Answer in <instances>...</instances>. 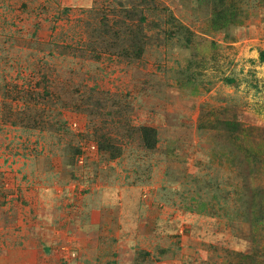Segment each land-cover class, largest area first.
I'll return each mask as SVG.
<instances>
[{
	"label": "rangeland",
	"instance_id": "1",
	"mask_svg": "<svg viewBox=\"0 0 264 264\" xmlns=\"http://www.w3.org/2000/svg\"><path fill=\"white\" fill-rule=\"evenodd\" d=\"M0 264H264V0H0Z\"/></svg>",
	"mask_w": 264,
	"mask_h": 264
}]
</instances>
